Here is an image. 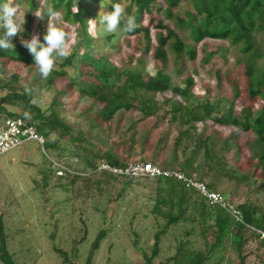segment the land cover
<instances>
[{"label": "trees", "instance_id": "trees-1", "mask_svg": "<svg viewBox=\"0 0 264 264\" xmlns=\"http://www.w3.org/2000/svg\"><path fill=\"white\" fill-rule=\"evenodd\" d=\"M97 1L45 0L42 5L41 0H15L20 5V12L22 7L27 8L26 24L23 32L12 38L15 49H0V92L4 91L0 93V124L8 117L21 118L43 137L42 144L36 142L59 156L80 157L81 150L87 151L92 142H98L104 149L99 155L100 161L124 171L128 161L120 155L117 145L126 143L123 152L128 154L142 153L147 138L129 133L128 124L126 129L116 132L119 138H123L122 141H110L107 130L111 128L114 116L119 112L132 111L139 118L155 116L157 125L167 115L168 123L176 129L170 144L171 156L162 157L160 153L162 146L168 144L167 137L161 134L154 142V150L150 155L142 156V161L168 171L182 172L191 179L204 182L210 190L218 191L225 180L234 181L245 186L246 197L240 201H229L232 209L239 214L237 219L227 207L211 204L194 187L187 186L173 175L146 176L156 179V187L149 194L152 201L148 213L153 219L151 227H154V232L150 250H142L145 264H264V256L258 262H248V255L244 252L249 240L257 241L258 247L264 250V45L261 46L256 39V32L260 31L264 44V0H190L193 10H185V17L174 13L175 7L185 0H111L124 7L120 24L122 30L129 15L135 18L138 25L132 32L124 31L127 36H136L141 48L136 64L125 66L105 56H96L93 50L96 38L88 21L97 19L93 8ZM3 2L0 0V3ZM47 5L59 12L63 23L74 28L75 43L66 58H57L51 75L42 79L34 58L23 46L21 38L29 40L36 31L43 42L49 19ZM38 9L45 18L38 19L34 28ZM154 10H163L171 23L160 16L154 17ZM146 17H149L148 22ZM183 27L188 28L193 43L186 42L179 33L178 28ZM63 30L68 34V42L71 33L69 29ZM2 32L3 29H0V34ZM114 35L111 34V37ZM205 39H229L231 43L238 44V49L244 53L237 61L243 65L246 91L250 98L261 100L259 109L253 111L243 107L232 114L230 105L225 114L220 107L221 99L212 100L207 95L199 97L193 93L192 77L188 78L184 87L172 82L166 47L169 46L175 53L177 61L185 59L184 56L193 60L196 57L195 44ZM225 50L221 47L223 57ZM150 52L160 63L154 73H149L143 65L142 56ZM210 57L211 53L207 52L203 60L207 62ZM132 60L133 56L129 55V62ZM8 62L28 65L29 70H33L31 78L22 80L16 71H9L6 68ZM69 68L80 75L70 78L66 87L56 88V80L65 76ZM8 72L9 77L5 79L4 74ZM215 76L218 87H221L219 70L215 71ZM231 84L237 96L238 85ZM71 86L98 104L95 110L86 106L80 114L81 118L75 120L68 117L62 100ZM42 91L51 93V100L46 105L39 103ZM166 91H170L171 95H164L161 101L169 108L160 114L157 94L163 95ZM7 106L19 111H10ZM25 112L30 113V119L25 117ZM199 122H211L207 134L196 130ZM223 125L232 126L226 136L218 128ZM246 132H252L253 136L245 141L249 166L242 169L238 166L242 157L240 139ZM65 136L68 137L65 142L73 145V149L68 151L59 141ZM136 144H139L137 151ZM55 166L64 172L69 170L51 158L49 172L43 174V186L55 174ZM88 166L93 175L99 171L106 176L123 177L125 185L142 178L98 168V162L94 161H88ZM68 173L71 174V183L78 178H86L75 171L69 170ZM218 192L225 199V195L232 196L226 189ZM177 227H181L179 236L175 233ZM105 234L106 230L100 229L92 241L87 264H90ZM168 239L174 242L173 250L164 255L161 244ZM137 242L136 237L134 245ZM57 251L65 262H70L64 251ZM156 257L161 258L158 263L154 262ZM0 262L15 264L8 251L1 214Z\"/></svg>", "mask_w": 264, "mask_h": 264}, {"label": "rangeland", "instance_id": "rangeland-1", "mask_svg": "<svg viewBox=\"0 0 264 264\" xmlns=\"http://www.w3.org/2000/svg\"><path fill=\"white\" fill-rule=\"evenodd\" d=\"M112 4L115 3L111 0H99L93 4L97 13L96 26L91 29L96 38L93 50L96 56H105L121 66L135 65L141 49L137 37L127 36L120 27L115 33H105L104 26L99 22V13L112 11ZM185 10H193L190 0L181 1L175 7L174 13L185 17ZM26 14L27 8L22 7L18 15L25 19L23 27L26 24ZM153 16H160L171 23L165 17L163 10H154ZM148 19L149 17H146V22ZM37 20L36 17L34 28ZM52 22L62 29H69L71 37L67 43L70 53L75 43L74 28L63 23L61 15L53 18ZM154 23L155 21L151 24ZM178 31L186 42L193 43L187 27L178 28ZM33 34H36V31H33ZM111 34L115 35L111 37ZM256 39L261 46L264 45L260 31L256 32ZM221 47L226 48L224 57L221 55ZM195 48L196 57L193 60L184 56L185 59L177 61L175 53L169 46L166 47L168 71L173 83L184 87L188 83V78L192 77L193 93L199 97L207 95L212 100L221 99L220 107L225 114L230 105H232V114L243 107L251 108L253 111L261 107V100L250 98L247 94L243 65L237 61V58L244 56V53L238 49V44L231 43L229 39H205L195 44ZM81 51L80 49L79 52ZM207 52L211 53V57L205 62L203 59ZM129 55L133 56L131 62ZM142 58L143 65L149 73H154L160 67V63L152 57V52ZM6 68L9 71H16L22 80L31 78L33 74V70H29L28 65L23 63L8 62ZM216 70L220 71L221 87L217 85ZM9 74V72L4 74V78H8ZM77 75L80 74L69 68L65 76L56 80L55 87L58 89L66 87L70 78ZM232 82L238 85L237 96L234 94ZM0 93L3 94L4 91ZM164 95L169 96L171 92L157 94L161 106L160 114L169 108L161 101ZM50 100L51 93L42 91L39 103L46 105ZM62 100L71 120L80 119V114L86 106H90L91 110L98 107L94 100L82 96L75 86L67 88ZM7 108L10 111H19L10 106ZM134 114L135 112L132 111L117 113L111 121V128L107 130V136L112 142L122 141L123 138H119L116 132L126 129L128 124H130L129 133H134L136 137L146 136L147 142L142 153H125L123 149L127 144H116L120 155L127 159L128 166L140 165L143 162L141 157L151 154L154 150V142L161 134L167 137L168 144L162 146L160 153L162 157H170L172 154L170 144L176 135V129L168 123L167 115L156 125L155 116L139 118ZM196 125V130L202 134H207L211 129V122H199ZM218 128L221 134L226 136L232 126L223 125ZM251 136H253L252 132H246L240 139L242 157L238 161V166L242 169L249 166L245 141ZM67 138L65 136L64 139L59 140L65 145L66 151L73 149V145L65 142ZM135 149L136 151L139 149V144H136ZM103 150L98 142H92L87 147V151L81 150L80 157L66 154L59 156L54 151L44 149V146L35 140H27L0 154V214L7 235L8 251L15 264H87L89 248L100 229H105L106 234L100 247L94 252L90 264H145L142 250L149 251L153 243L154 227H151L153 219L148 209L151 208L152 201L149 194L156 187V179L139 175L141 179L131 180L130 184L125 185L121 176H106L99 171L93 175L88 161L98 162V168L107 169V164L99 158ZM51 158L86 178L81 177L71 183L69 170L64 172L55 166V174L53 173L48 183L43 186V174H48ZM136 171H140V167H137ZM125 172L128 176H132ZM122 188L124 190L119 195ZM224 189L232 194L231 197L225 195V202L232 199L240 201L246 197L245 186L234 181H223L218 191ZM180 228L177 227L175 230L177 235L181 231ZM136 237L138 242L134 245L133 240ZM161 245L162 252L166 255L173 250L174 242L168 239L166 242L162 241ZM57 249L66 253L69 263L63 260ZM244 252L248 255V262H258L264 256V250L258 247V242L255 240L247 242ZM160 259L156 257L154 262L158 263Z\"/></svg>", "mask_w": 264, "mask_h": 264}, {"label": "clouds", "instance_id": "clouds-1", "mask_svg": "<svg viewBox=\"0 0 264 264\" xmlns=\"http://www.w3.org/2000/svg\"><path fill=\"white\" fill-rule=\"evenodd\" d=\"M42 5L45 0H41ZM103 7V6H102ZM112 11H104L99 13V22L104 26L105 33H115L120 27L121 19L124 14V7L120 3L112 4ZM20 5L15 3V0H4L0 3V29H3L0 34V49L9 50L15 49L12 43V38L18 33L23 32L24 17H20ZM46 13L49 17L46 33L41 42L38 34H33L29 40L21 38V42L29 51L35 61V65L41 75L42 79H47L52 71L57 58H66L68 52V34L57 24L53 23V18L59 17V12L55 11L53 6L47 5ZM38 19L43 20L44 14L38 9L35 12ZM90 27L96 26L95 20L88 21ZM138 25L135 18L129 15L123 27V31L132 32ZM26 118H31L30 113H24Z\"/></svg>", "mask_w": 264, "mask_h": 264}, {"label": "built area", "instance_id": "built-area-1", "mask_svg": "<svg viewBox=\"0 0 264 264\" xmlns=\"http://www.w3.org/2000/svg\"><path fill=\"white\" fill-rule=\"evenodd\" d=\"M27 140H35L40 144L43 143V137L37 133L36 129L19 117H8L0 124V154L21 145ZM137 167H140V171H136ZM108 168L109 170L111 169L110 171L113 170L112 172H124L126 174L125 171H127V173L132 176L144 175L153 177L158 175H173L182 180L187 186L194 187L211 204H220L227 207L231 213L239 219L238 212L232 209V205L229 202H225L226 199L220 192L210 190L204 182L191 179L182 172L168 171L150 162H141L140 165H129L124 171L115 167L111 168V166L107 165V169ZM262 235H264V233Z\"/></svg>", "mask_w": 264, "mask_h": 264}]
</instances>
